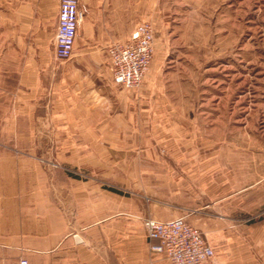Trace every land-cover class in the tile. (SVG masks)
Returning <instances> with one entry per match:
<instances>
[{"label":"rangeland","instance_id":"obj_1","mask_svg":"<svg viewBox=\"0 0 264 264\" xmlns=\"http://www.w3.org/2000/svg\"><path fill=\"white\" fill-rule=\"evenodd\" d=\"M9 14L0 11V180L51 226L72 233L78 214L143 226L161 209L154 198L198 172L186 164L199 150L218 145L229 159L264 146V0H141L154 48L135 88L113 81L108 44L79 61L93 83L75 86L73 56L54 55L57 24L46 19L38 35ZM185 219L212 237L213 220Z\"/></svg>","mask_w":264,"mask_h":264},{"label":"crops","instance_id":"obj_2","mask_svg":"<svg viewBox=\"0 0 264 264\" xmlns=\"http://www.w3.org/2000/svg\"><path fill=\"white\" fill-rule=\"evenodd\" d=\"M79 2L83 16L71 54L75 65L70 69L75 86L93 83L91 68L79 61L92 60L101 47L125 40L141 21V0ZM58 5L53 8L47 0H0V11L6 17L8 11L10 16L18 12L23 22L36 23L41 35L46 19L51 26L57 24ZM29 77L25 67L23 82L29 83ZM236 149V154L230 149L229 159L218 145L199 150L198 162L186 164L188 171L198 172L179 182L181 189L174 194L162 192L154 198L153 204L161 209L149 217H189L199 220L200 226L211 219L212 237L205 238L214 248L213 264H264V146L246 155ZM14 195L13 180H0V264H21V260L26 264H170L163 253L150 250L141 225L105 222L108 214H78L75 230L68 233L59 221L51 226L46 214H37L30 206L21 210L22 197ZM91 218L102 221L86 225Z\"/></svg>","mask_w":264,"mask_h":264},{"label":"built area","instance_id":"obj_3","mask_svg":"<svg viewBox=\"0 0 264 264\" xmlns=\"http://www.w3.org/2000/svg\"><path fill=\"white\" fill-rule=\"evenodd\" d=\"M82 16L79 0H59L53 44L56 58L71 56ZM153 48L154 27L149 21L138 22L125 40L110 42L106 52L113 81L127 88L139 86L150 64ZM143 226L150 250L163 253L170 264H213V246L185 217L147 218ZM21 264H26V260H21Z\"/></svg>","mask_w":264,"mask_h":264},{"label":"trees","instance_id":"obj_4","mask_svg":"<svg viewBox=\"0 0 264 264\" xmlns=\"http://www.w3.org/2000/svg\"><path fill=\"white\" fill-rule=\"evenodd\" d=\"M110 189H111V190H114V191H118L117 189H115V188H112V187H111Z\"/></svg>","mask_w":264,"mask_h":264}]
</instances>
